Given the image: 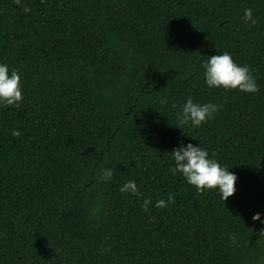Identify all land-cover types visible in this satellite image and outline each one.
<instances>
[{"label":"trees","instance_id":"1","mask_svg":"<svg viewBox=\"0 0 264 264\" xmlns=\"http://www.w3.org/2000/svg\"><path fill=\"white\" fill-rule=\"evenodd\" d=\"M224 52L256 93L206 86ZM0 62L23 96L0 106V264H264V0H0ZM189 96L213 119L178 126ZM181 142L235 174L231 197L172 174Z\"/></svg>","mask_w":264,"mask_h":264},{"label":"clouds","instance_id":"2","mask_svg":"<svg viewBox=\"0 0 264 264\" xmlns=\"http://www.w3.org/2000/svg\"><path fill=\"white\" fill-rule=\"evenodd\" d=\"M28 12V8H24ZM244 23L255 24L252 10L245 9L241 17ZM204 82L209 88L224 90H237L241 93H256L259 88L251 74V70L246 65H238L227 52L207 57L201 63ZM23 99L21 88V77L15 69H9L7 63L0 62V106L19 107ZM175 107V106H173ZM219 105L215 103H194L189 96L186 98L181 110L176 114L178 126L190 125L198 128L202 124L213 119L218 112ZM11 135L18 137L19 131L13 130ZM173 167L170 169L173 175L181 174L186 183L194 186L197 192L215 189L221 199L225 201L235 193V183L237 177L229 172V169L222 167L215 159L209 158L208 152L199 144L180 143V146L172 152ZM114 172L111 167H104L100 170L99 180L107 183L113 178ZM119 191L121 194L138 196L137 185L134 180L124 183ZM173 202V197L169 195L167 200L158 199L154 205L157 209H163ZM150 201L145 199L143 207L147 209ZM254 222L259 221L264 225V219L260 213L252 216ZM264 236V229L259 232ZM233 243L235 238L230 237Z\"/></svg>","mask_w":264,"mask_h":264}]
</instances>
